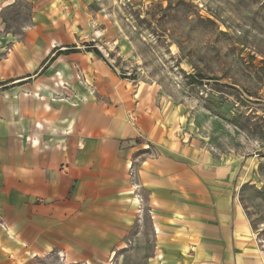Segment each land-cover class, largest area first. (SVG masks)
<instances>
[{"label": "rangeland", "instance_id": "1", "mask_svg": "<svg viewBox=\"0 0 264 264\" xmlns=\"http://www.w3.org/2000/svg\"><path fill=\"white\" fill-rule=\"evenodd\" d=\"M4 5L1 17L12 39L31 36L29 44L50 60L56 50L78 51L44 65L69 67L73 85L108 112L138 104L137 113L155 118L168 135L169 158L183 167L180 225L201 231L185 238L186 264H264V0ZM89 44L104 62L86 52ZM128 173L134 180L133 163ZM135 191L134 225L144 228L145 242L136 257L142 260L153 245L146 230L152 222L140 188ZM219 201L230 204V229L205 224V210ZM127 246L120 264L134 257Z\"/></svg>", "mask_w": 264, "mask_h": 264}, {"label": "crops", "instance_id": "2", "mask_svg": "<svg viewBox=\"0 0 264 264\" xmlns=\"http://www.w3.org/2000/svg\"><path fill=\"white\" fill-rule=\"evenodd\" d=\"M4 2L0 0L1 264H120L129 244L134 252L130 264H186L185 238L199 237L201 231L180 225L183 167L169 158L168 135L155 118L137 113L138 104L108 112L73 85L69 67L44 65L50 59L29 44L31 36L14 40L6 33ZM56 51L52 63L78 53ZM138 187L152 222L146 230L153 245L142 260L136 256L138 245L145 244L140 238L144 228L134 225ZM229 210L226 201L208 207L205 224L230 229ZM187 216L191 220V213Z\"/></svg>", "mask_w": 264, "mask_h": 264}, {"label": "trees", "instance_id": "3", "mask_svg": "<svg viewBox=\"0 0 264 264\" xmlns=\"http://www.w3.org/2000/svg\"><path fill=\"white\" fill-rule=\"evenodd\" d=\"M89 46L87 48V51L88 53H92L95 57L99 58V59H102L103 61H105V59L103 58L102 54L98 51V49L94 48V47H91V45H87ZM78 52L76 49H75V46H72L71 48L67 49V51H65V53H76ZM60 54V53H59Z\"/></svg>", "mask_w": 264, "mask_h": 264}]
</instances>
